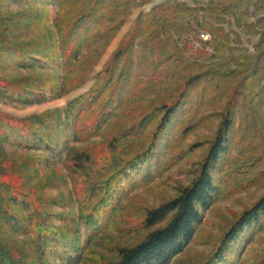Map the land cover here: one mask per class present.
<instances>
[{"label": "trees", "instance_id": "trees-1", "mask_svg": "<svg viewBox=\"0 0 264 264\" xmlns=\"http://www.w3.org/2000/svg\"><path fill=\"white\" fill-rule=\"evenodd\" d=\"M6 0H0V61L15 57L21 65L37 66L38 55L48 54L47 42L15 40L11 34L22 26L16 23L21 16L2 11ZM47 1V0H42ZM158 0H52L58 7L54 26L62 58V92L84 85L95 66L107 50L110 41L129 20L132 9L140 8ZM195 6L180 0H171L141 13L113 53L104 69L99 73L93 87L84 95L74 99L65 111L31 116L17 120L0 113V139L20 143L25 147H54V137L75 123V136L87 141L123 115L125 108L137 103L136 90L131 89L124 97L129 83L131 55L135 42L145 39L151 43L156 80L165 73L166 64H175L176 69L188 72L185 81L170 87L159 100L140 107L135 122L120 125V132L110 139L108 146L93 149L67 150L65 166L70 171L80 203V218L89 234L98 235L102 227L117 213L122 197L128 191L148 181L145 170L155 169V154L162 135L179 117L181 107L191 93L198 89L208 102L221 104L222 124L216 139L203 163L199 176L190 186L184 187L177 198L157 208L148 209L140 227L148 229L163 222L172 214L166 226L150 231L134 245L120 248L118 260L109 264H171L194 239L196 227L202 221L201 210H206L218 196V189L211 173L228 152L234 133L236 113L241 117L237 145L246 152L251 164L264 162V34L258 44L256 55L229 54L232 50L231 34L219 20L199 18L198 5L208 3L215 12L236 17L238 26L244 27L240 16L247 15L256 5L262 12L258 23H264V0H192ZM94 26L92 29L91 27ZM19 27V28H18ZM197 29L209 33L211 51L197 50L191 40ZM203 43V42H202ZM204 44V43H203ZM191 55V56H190ZM187 63V64H186ZM158 81V82H157ZM152 84V82H151ZM259 87V92L256 90ZM150 88V87H149ZM258 89V88H257ZM0 98L24 103L43 102L45 94L32 78L5 80L0 77ZM135 99V100H134ZM205 102V101H204ZM54 129V133L37 127ZM148 142L138 146L140 137L152 126ZM190 128V127H189ZM51 129V130H52ZM188 129V128H187ZM132 140V143L127 142ZM247 163V164H249ZM103 169L95 181L90 173ZM147 174V173H146ZM0 166V214L15 233L25 232L35 246L39 264L46 262V252L52 239L63 240L59 228L49 221L51 213L43 209L37 192L23 187ZM10 201V202H9ZM15 203L17 208L10 207ZM27 223V224H26ZM264 227V196L250 209L240 215L222 238L217 250L204 264H228L233 250L240 245L247 231ZM90 236V235H89ZM69 255V264H75L79 251L62 241ZM0 264H36L29 260L22 244H10L0 236Z\"/></svg>", "mask_w": 264, "mask_h": 264}, {"label": "rangeland", "instance_id": "rangeland-1", "mask_svg": "<svg viewBox=\"0 0 264 264\" xmlns=\"http://www.w3.org/2000/svg\"><path fill=\"white\" fill-rule=\"evenodd\" d=\"M168 1L171 0H158L144 7L133 8L129 20L110 41L88 81L79 88L61 92L59 87L64 88L63 61L54 26L58 7L52 0H6L2 11L21 16L16 24L22 27H18L19 29L11 36L19 42H47L50 52L38 55L40 63L37 66L21 65L14 56L4 63L0 61L2 79L32 78L46 96L45 101L31 104L0 98V113L17 120H24L31 116L55 113L56 110H60L61 117L66 119L65 111L68 105L93 87L99 73L118 49L138 16ZM180 1L187 2L191 6L196 5L192 0ZM214 1L217 2V0ZM198 8L200 19L219 20L225 24L232 39V50L229 54L256 55L258 53V44L264 34V23H258L263 12L256 5L250 7L247 15L240 16L245 28L238 26L236 17L215 12L212 5L206 2L199 4ZM91 28L93 29L94 26ZM191 40L195 49L211 51L210 46L205 45L212 41L209 33L197 29L192 33ZM131 61L130 79L123 96L125 97L131 89L135 88L136 91L133 94L137 93L136 105L135 102L134 105L132 103L128 105L121 117L89 140L80 141L76 138V123L72 118H69V125L62 128L58 134L54 133L52 128L51 130L37 125L40 129L57 134L53 139L54 147L42 145L39 148H30L20 143L13 144L0 139V166L11 174L10 176L16 182L24 185L23 187L37 192L42 199L43 209L51 213L49 221L59 228L63 235V240L50 241V248L46 252V262L49 264H69V255L62 241L68 242L71 248L76 247L79 250L75 264L116 262L120 248L134 245L150 231L166 226L172 214L168 215L163 222L148 229L140 227L148 209L157 208L177 198L180 191L190 186L199 176L211 144L221 128L223 120L220 112L221 104H226V101L211 103L208 102L207 95L203 94V99H200L198 89L190 90L191 93L182 105L179 117L174 119L173 124L161 137L154 158L156 168L145 170L144 174L148 175V181L129 190L122 197L117 213L108 220L98 235L89 234L87 226L80 218V203L73 177L65 166L68 148L83 150L93 149L91 147L94 146L96 149L108 146L110 139L120 132V125L130 128L135 122V117L139 113L134 110L137 111L154 100L158 101L159 97H163L171 89L170 87L181 84L188 75V72L176 69L175 64H166L163 67L165 73L160 78L162 83L155 84L156 73L151 43L145 39H138L135 42ZM256 90L259 92L258 86ZM234 123L235 131L230 136L232 140L228 152L211 170L218 196L208 209L201 210L203 219L196 227L194 239L171 264H204L210 260L237 218L264 196V162L250 165L246 152H241L237 145L240 136L237 133L241 125L239 113H236ZM260 127L263 130L264 142V125ZM155 129L156 125H152L140 137L137 150L141 147H139L140 144L148 142L150 134ZM127 143H132V140ZM90 174L91 179L98 182L96 177L99 174L104 176L105 171L101 169ZM9 204L10 207L17 208L15 211H21L15 203ZM0 236H3L10 244H22L28 253L29 260L39 264L35 246L31 243L29 236L25 232L12 231L2 219L1 214ZM230 260L228 264H264V227L247 231L242 243L232 251Z\"/></svg>", "mask_w": 264, "mask_h": 264}]
</instances>
